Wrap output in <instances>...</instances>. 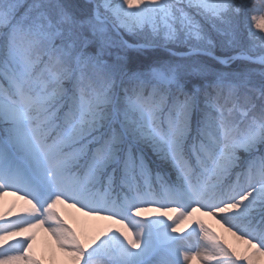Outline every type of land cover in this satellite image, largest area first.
Listing matches in <instances>:
<instances>
[{
  "label": "snow or ice",
  "instance_id": "1",
  "mask_svg": "<svg viewBox=\"0 0 264 264\" xmlns=\"http://www.w3.org/2000/svg\"><path fill=\"white\" fill-rule=\"evenodd\" d=\"M39 230L71 264H264V0H0V264H45Z\"/></svg>",
  "mask_w": 264,
  "mask_h": 264
},
{
  "label": "rangeland",
  "instance_id": "2",
  "mask_svg": "<svg viewBox=\"0 0 264 264\" xmlns=\"http://www.w3.org/2000/svg\"><path fill=\"white\" fill-rule=\"evenodd\" d=\"M6 200L7 202L11 203L15 200V197L8 196L6 197ZM65 214L69 222L72 223L73 226H77L76 218L80 216V214L76 213L74 209H65ZM197 215L199 216L200 214L198 213ZM201 218L204 219L206 223L209 224L220 235L223 242H227V244H230L232 247L237 248L242 252L245 250L246 245L241 239L238 238L240 234L233 235L232 232L224 233L221 224H218L216 222V219H218V217L216 219H213L209 216H201ZM80 219L83 220L86 218L80 217ZM108 223L110 222L96 219L87 220V224L95 228H102ZM181 227L188 230L187 225H181ZM34 250L38 256L45 257V264H71V261L68 257L64 256L62 253L55 249L54 242L50 234L45 232L44 230L38 231L36 240L34 242Z\"/></svg>",
  "mask_w": 264,
  "mask_h": 264
},
{
  "label": "bare ground",
  "instance_id": "3",
  "mask_svg": "<svg viewBox=\"0 0 264 264\" xmlns=\"http://www.w3.org/2000/svg\"><path fill=\"white\" fill-rule=\"evenodd\" d=\"M222 230L224 231V233H227L228 231H226V228L223 227ZM229 233V232H228ZM234 238V237H233Z\"/></svg>",
  "mask_w": 264,
  "mask_h": 264
},
{
  "label": "trees",
  "instance_id": "4",
  "mask_svg": "<svg viewBox=\"0 0 264 264\" xmlns=\"http://www.w3.org/2000/svg\"><path fill=\"white\" fill-rule=\"evenodd\" d=\"M255 67V66H254Z\"/></svg>",
  "mask_w": 264,
  "mask_h": 264
}]
</instances>
